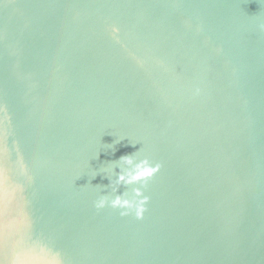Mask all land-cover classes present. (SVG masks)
Listing matches in <instances>:
<instances>
[{"label": "water", "instance_id": "water-1", "mask_svg": "<svg viewBox=\"0 0 264 264\" xmlns=\"http://www.w3.org/2000/svg\"><path fill=\"white\" fill-rule=\"evenodd\" d=\"M0 264H264V0H0Z\"/></svg>", "mask_w": 264, "mask_h": 264}, {"label": "clouds", "instance_id": "clouds-1", "mask_svg": "<svg viewBox=\"0 0 264 264\" xmlns=\"http://www.w3.org/2000/svg\"><path fill=\"white\" fill-rule=\"evenodd\" d=\"M138 152L139 151L122 155L118 160L107 162L104 167L99 169L100 172H103L109 178L110 184L107 186H96L102 189V194L95 201V206L98 209L108 205L113 207L122 205L123 197L119 194L115 197H110L109 193L104 191L105 188L108 189L109 187H112L113 191H116L115 186L137 183L142 178L149 176L148 174H151V172L155 170L151 168V161L147 157L143 159L137 157ZM98 155L99 152L96 154V157H98ZM96 174L97 172L94 171L92 177H95ZM123 204H128V201L123 200ZM129 206L131 207V205ZM137 215L139 216L140 212H138Z\"/></svg>", "mask_w": 264, "mask_h": 264}, {"label": "snow or ice", "instance_id": "snow-or-ice-1", "mask_svg": "<svg viewBox=\"0 0 264 264\" xmlns=\"http://www.w3.org/2000/svg\"><path fill=\"white\" fill-rule=\"evenodd\" d=\"M148 175H151L150 173Z\"/></svg>", "mask_w": 264, "mask_h": 264}]
</instances>
